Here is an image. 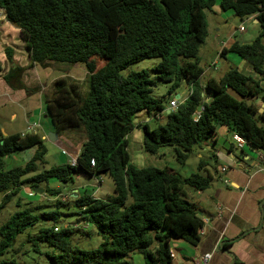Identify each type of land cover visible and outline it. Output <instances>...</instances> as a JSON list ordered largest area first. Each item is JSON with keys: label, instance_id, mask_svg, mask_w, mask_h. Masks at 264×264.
Here are the masks:
<instances>
[{"label": "trees", "instance_id": "obj_1", "mask_svg": "<svg viewBox=\"0 0 264 264\" xmlns=\"http://www.w3.org/2000/svg\"><path fill=\"white\" fill-rule=\"evenodd\" d=\"M216 2L0 0L4 19L21 32L30 65L46 68L55 63H80L88 79L86 97L79 84L66 76L55 79L44 97L45 115L55 131L84 132L76 165L40 168L46 146L37 132L4 135L0 129V208L26 184L35 188L50 178L72 182L78 171L108 175L113 189L103 198L85 192L73 199L79 217L102 237L96 248L73 245V230L55 226L60 218L61 202L57 201L55 209L41 214L28 207L14 211L0 225V255L40 217L53 223L40 227L28 241L36 250L39 242L53 250L44 252L50 264H131L127 257L132 253H140L144 264H170L171 240L198 244L204 221L188 201L187 191H203L209 186L210 173L200 172L206 163L200 159L199 172L185 177L168 167H137L130 161L127 135L135 126L137 113L145 111L154 117L162 113L164 119L154 126H140L142 146L148 154L171 147L183 163L194 146L216 138L218 126L242 136L251 149L264 152V127L257 124L258 119L264 121V108L260 113V105L253 101L259 98L264 103L260 85L264 79V0H219L220 10H232L240 19L253 15L260 26L250 43L233 41L219 53H235L251 66L255 76L230 65L221 77L208 78L202 85L199 78L204 70L197 54L208 34L204 11L212 10ZM4 52L13 63L11 48L5 46ZM146 58L157 62L149 69H129ZM21 70V66L11 65L4 76L13 88L22 87L18 81ZM159 82L167 85L166 95L183 84L191 92L166 113L163 101L153 95ZM30 148L34 153L23 166L4 169V157ZM48 190L52 197L61 194L60 188ZM0 264L18 263L11 259L0 260Z\"/></svg>", "mask_w": 264, "mask_h": 264}, {"label": "crops", "instance_id": "obj_2", "mask_svg": "<svg viewBox=\"0 0 264 264\" xmlns=\"http://www.w3.org/2000/svg\"><path fill=\"white\" fill-rule=\"evenodd\" d=\"M214 7H218L219 9V0H217ZM213 11L215 12V10ZM227 11L233 13L232 10ZM0 18H2L0 19V110L9 111L14 105L22 106L23 109L20 116H18L14 110L9 111L8 122L14 124L18 121L19 125L16 129H7L1 124L0 129L4 135L15 133L22 134L29 130L37 132L43 139L46 148L47 145H49L58 149L59 152L54 156L55 165L70 163L73 158L79 155L81 146H77L70 142L66 134L59 135V133H57L55 141L50 142L48 140V134L53 130L50 126V120L47 115H45L43 104L36 107L37 103H31L32 100L30 99V95L23 86L13 88L5 81L4 76L10 69V63L2 46H7V39H9L10 42V46L8 47L12 49L11 56L14 63L21 66L18 62L20 59L21 62L24 63L26 59L30 61V58L25 43L21 38L20 30L8 23L4 19V14H0ZM253 21L257 22L254 18ZM216 30L218 31L219 29ZM232 42L233 41L229 38L228 41L221 44L220 50L223 47L228 48ZM235 55L236 54L233 52H228L221 56H223V58L228 57L229 60L233 62V65L242 73L255 76L251 66ZM22 66H24V64ZM31 66L37 68L38 65L33 64ZM46 84L47 83L40 84L39 93L44 91L45 94L47 93L46 91L48 88ZM201 84L204 85V82H201ZM260 85L264 88V79L260 81ZM49 87H51V84ZM178 89H180V91L176 93ZM178 89L175 91V96L179 94L181 99L185 98L188 87L183 84ZM21 100H24V103H22ZM253 101L260 105L259 109L264 108V103H262L259 98H255ZM25 104H27L26 107H24ZM163 104L166 109L168 102ZM3 115L4 114H1V116ZM40 118H43L42 123L46 128H42L41 133L35 130L41 125ZM163 119V115L160 120H157L153 114H148L145 111H141L135 115V126L127 135V141H129L127 150L130 155L131 163L137 167H144L139 163L143 146L142 144L141 148L136 146V143H142L143 132L140 126L145 123L154 125L157 121H162ZM33 124L36 125L34 126ZM231 133L232 131L228 130L227 127L218 126L215 139H206L200 143L216 158L218 155L215 154V152L220 148V151L224 152L225 162L222 165L216 164L214 166L215 172L211 173L209 169L213 168V166L210 165L208 161L203 160L206 165L205 169L200 170V172L203 173V170H206V172L208 171L210 173L211 181L209 186L203 191H194L193 189H188L187 191L189 193L188 200L190 202L192 201L196 211L204 221L200 240L196 246L189 244L190 246L180 247V249L184 250V253L180 252V255L177 254L176 251L179 247V240H171L170 246L174 255L171 259L172 264H195L200 256L206 252H212L208 264H264V152L251 149L249 146L243 149H237L230 140ZM129 135H131V138H128ZM131 147L134 155H131L129 152ZM136 150L138 151L136 152ZM33 153V148L28 149L25 155L27 156V160ZM156 155L160 156L158 153ZM197 155L202 158L200 152ZM14 159L17 160L16 158ZM222 168H225V170H222ZM91 177L94 178L98 184V189L96 191L92 190V195L97 198H103L112 193L113 189L108 186L106 187L100 175L96 177L92 175ZM224 181H227V183H224ZM48 182L55 184V186H53L54 189L61 188L60 184L61 186L66 185V182L62 183L56 178H50ZM63 190L66 191L67 188L63 187ZM30 191L33 190L26 186H22L19 190L22 196L25 195V193L28 194ZM85 192L88 193V191H85L83 185H74L73 182L71 189L67 190L66 194L72 199H75L78 195ZM61 195L65 194L61 193ZM34 197L39 198L40 194H36ZM17 198L21 200L19 196L16 197V199ZM20 202L21 201H19V203ZM139 255L141 254L139 253ZM142 264H144V260Z\"/></svg>", "mask_w": 264, "mask_h": 264}, {"label": "rangeland", "instance_id": "obj_3", "mask_svg": "<svg viewBox=\"0 0 264 264\" xmlns=\"http://www.w3.org/2000/svg\"><path fill=\"white\" fill-rule=\"evenodd\" d=\"M215 10V12L213 11ZM0 14H4V10L0 9ZM205 18L207 21L208 31L209 34L205 38L204 42H202L199 46L198 51V58H199V65L203 68L204 73L199 78V82H205L206 79L209 77H214L215 79H218L221 77L225 71L230 67V65H233V62L229 60L228 57L223 58L220 53V47L223 42H226L229 40V38L232 41H237L239 43H250L259 33L260 26L257 24V22H254L253 19H240L237 16H235L233 13H230L228 11H222L218 9V7H213L212 10H205ZM228 14V15H227ZM2 17V16H1ZM3 18V17H2ZM0 18V19H2ZM242 26L243 30H239V27ZM216 29H219L218 31ZM3 32V31H2ZM4 34V33H3ZM17 40V39H15ZM261 41L264 43V35L261 36ZM1 42V40H0ZM8 43V44H7ZM9 39L6 40L7 46H10ZM5 46H2L4 49ZM1 48V49H2ZM12 50V49H11ZM225 55V54H224ZM236 56V55H235ZM13 59V58H12ZM25 60L24 63L18 61L21 64L22 70L19 73V83L20 86H23L24 89L28 92L30 95V99L32 100L31 103H37L36 107H39V105L43 104V108H45L44 100L43 98L45 95H49L51 91V87H49L50 84H52L51 81L57 78H61L62 76H66L69 80L75 81L80 86V91L83 97H86L88 93V79L86 75V70L84 66L80 63L76 64H65V63H55L52 64L50 67L42 68L40 66L33 67L30 65V61ZM157 62V59L155 58H146L143 59L132 66L129 67L130 70H140V69H149ZM10 63V62H9ZM24 64V66H22ZM17 66L19 64L11 63L10 67ZM235 66V65H233ZM125 70L124 72H126ZM41 83H47V93L44 92H38L39 88L41 87ZM167 91V85L159 82L157 83L156 87L153 90V95L156 98L161 99L163 103L169 102V99L173 98L175 96V93L166 95ZM180 89L177 90L176 93H179ZM250 101L251 99H247ZM22 103H24V100H21ZM27 104L24 105L26 107ZM10 110L16 111L18 116H20L23 112L22 106L14 105L10 108ZM9 110V111H10ZM8 110H0V124L4 125L7 129L14 130L17 128L18 121L14 124H10L8 122ZM259 111V109H258ZM260 112V111H259ZM1 114H4L1 116ZM41 125L40 127L36 128L35 130H38L39 133H41L42 128H45L43 126V118H40ZM3 122V123H2ZM257 124L264 127V121L257 120ZM51 129L53 131L50 132H56L59 133V135L66 134L68 140L72 143H74L77 146H82L83 140L85 138L84 132L81 129L80 131L74 130V129H67L63 131H55L52 123L50 124ZM154 125H151V127ZM46 129V128H45ZM128 138H131V135L128 136ZM129 142V141H128ZM142 143H136V146L141 148ZM58 147V146H57ZM139 148V149H140ZM221 149H217L215 154L218 155V157L212 156L210 151H207L205 147H203L201 144L196 145L193 147L192 151L187 154L186 159L183 163L179 162L176 159L175 154L173 153V150L171 147H162L159 148L158 154L160 156H157L156 154H148L144 151H141V155L139 158V163L141 166H155L158 168L168 167L172 169L173 171L177 172L181 176L185 177L190 175L194 172H199L198 169V162L199 159H202L204 161H208L210 165L213 166V168H210L209 170L211 173H214V166L216 164L222 165L225 161V156L223 155L224 152L220 151ZM138 150H136L137 152ZM28 152L27 150H22L17 153L8 155L4 157V169H9L14 166H23L27 160V156H25ZM58 149L56 147H51L47 145L46 153L44 156L45 162L43 163L42 167L40 168H49L52 165H55L54 156L57 154ZM129 152L131 155L133 154L132 147L130 148ZM201 153L202 158L198 157V153ZM16 158L17 160H15ZM210 166V167H212ZM203 173H206V170H203ZM99 176L97 174L94 175ZM100 177L104 180L106 187H112V181L111 178L108 175L100 174ZM52 180V179H51ZM74 182V185L80 184L85 187V191H88V193H92V190L98 189V184L94 180V178L91 177V175L78 171L76 172L75 176L73 177L72 182H66V185L60 184L61 193L65 195H58L57 197H52V195H49V190L52 189L55 184H51L50 182H40L36 184V188L43 189V193L40 194V197H34L29 196L27 193L25 195H21L20 192L17 196H15L14 199L7 202L3 207L0 208V225L7 219L9 216L16 210L24 209L25 207H28L31 210L32 213L35 214H41V212L44 211H50L55 209L57 201L61 202L59 203L58 211L60 213V218L58 219L55 226H58L60 228H71L73 232L71 233V242L73 245H76L83 249H93L96 248L99 243L102 241V237L97 233L96 228L93 225L86 224L83 219H81L78 215L79 208L74 204L73 199L66 194L67 190L71 189L72 183ZM26 187H29V184L24 185ZM63 187H66L67 190L64 191ZM33 190L34 188H30ZM190 190V189H189ZM100 191V190H99ZM111 193V192H110ZM112 194V193H111ZM39 195V194H38ZM21 198V200L16 199V197ZM3 194L0 193V204L2 202ZM37 198V199H36ZM21 201L19 204L20 206H16V202ZM189 201V200H188ZM192 202V201H191ZM53 222L45 220L44 218L40 217L38 223H36L34 226L28 228L24 232L16 235L15 240L13 241V244L11 247H9L2 255H0V260H15L18 264H50L48 258L44 255L45 251L53 252V250L48 247L45 243L39 242L36 246L39 250H36L32 242L28 241V236L32 237L34 236L40 227L43 226H49L52 225ZM179 247L177 251V254L180 255L181 253H184L183 249H180V247H187L190 246L184 241H178ZM127 260L131 264H142L143 259L141 255L138 254H131L129 257H127ZM172 264V263H170Z\"/></svg>", "mask_w": 264, "mask_h": 264}, {"label": "built area", "instance_id": "obj_4", "mask_svg": "<svg viewBox=\"0 0 264 264\" xmlns=\"http://www.w3.org/2000/svg\"><path fill=\"white\" fill-rule=\"evenodd\" d=\"M252 17H253V16H249V17L246 18V19H252ZM239 30H243V27L240 26V27H239ZM190 92H191V90L188 89L187 94H186V97L189 96ZM186 97L183 98V99H181V98H180V95H179L178 98H172V99H170L169 102H168L167 109H170V110L175 109V108H176L181 102H183V101L186 99ZM198 114H199V112H197V113L195 114V119H197ZM162 115H163L162 113H158V114L155 115V118H156L157 120H160L161 117H162ZM33 125L35 126L36 124H33ZM230 140L232 141V143L234 144V146H235L237 149H243V148H245L246 146H248L247 143H246V141L244 140V138H243L242 136H240L239 134L235 133V132H233V133L231 134ZM76 158H77V157L73 158V159L70 161L69 164H70L71 166L76 165ZM90 165H91V166L94 165V160H93V159L90 160ZM222 170H225V168H222ZM224 183H227V181H224ZM28 195H29V196H34L35 193H34L33 191H30V192H28ZM55 229H57V228H55ZM200 233H202V229L200 230ZM169 254H170V257H171V258L174 257L173 252H172L171 249H170ZM211 255H212V252H206V253L202 254V255L200 256L199 260L195 262V264H208V263H209V260H210V258H211Z\"/></svg>", "mask_w": 264, "mask_h": 264}, {"label": "water", "instance_id": "obj_5", "mask_svg": "<svg viewBox=\"0 0 264 264\" xmlns=\"http://www.w3.org/2000/svg\"><path fill=\"white\" fill-rule=\"evenodd\" d=\"M175 97L177 98L178 95L176 94ZM208 99H209V97L205 98V101H207ZM259 111L262 112V109L260 108ZM169 112H170V109H167V110H166V113H169ZM56 137H57V133H56V132H49V134H48V140H49L50 142H54L55 139H56ZM33 191H34L36 194H42V193H43V189L36 188V187L33 189Z\"/></svg>", "mask_w": 264, "mask_h": 264}, {"label": "clouds", "instance_id": "obj_6", "mask_svg": "<svg viewBox=\"0 0 264 264\" xmlns=\"http://www.w3.org/2000/svg\"><path fill=\"white\" fill-rule=\"evenodd\" d=\"M2 13V12H1ZM251 16H253V15H251ZM248 18V17H247ZM254 17H252V19H253ZM178 96H179V94H177ZM173 98H176V97H173ZM178 98V97H177ZM181 98V97H180ZM172 99V98H171ZM168 106V105H167ZM167 110V108L165 109V111ZM171 111V110H170ZM29 131H31V130H29ZM232 134V133H231ZM34 192V191H33ZM35 193V192H34ZM35 195H36V193H35ZM199 233H200V231H199ZM201 234V233H200ZM170 249L172 250V248L170 247ZM170 249H169V252H170ZM172 259V258H171Z\"/></svg>", "mask_w": 264, "mask_h": 264}]
</instances>
